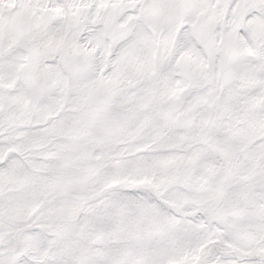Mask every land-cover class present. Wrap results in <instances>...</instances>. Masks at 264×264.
Here are the masks:
<instances>
[{"label": "snow or ice", "instance_id": "obj_1", "mask_svg": "<svg viewBox=\"0 0 264 264\" xmlns=\"http://www.w3.org/2000/svg\"><path fill=\"white\" fill-rule=\"evenodd\" d=\"M0 264H264V0H0Z\"/></svg>", "mask_w": 264, "mask_h": 264}]
</instances>
